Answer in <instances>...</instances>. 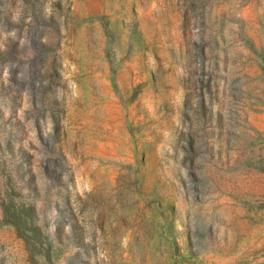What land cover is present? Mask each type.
Here are the masks:
<instances>
[{"label": "rangeland", "instance_id": "rangeland-1", "mask_svg": "<svg viewBox=\"0 0 264 264\" xmlns=\"http://www.w3.org/2000/svg\"><path fill=\"white\" fill-rule=\"evenodd\" d=\"M0 264H264V0H0Z\"/></svg>", "mask_w": 264, "mask_h": 264}]
</instances>
